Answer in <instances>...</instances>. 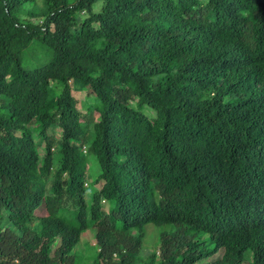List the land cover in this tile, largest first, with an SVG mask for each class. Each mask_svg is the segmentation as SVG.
Returning a JSON list of instances; mask_svg holds the SVG:
<instances>
[{
  "label": "trees",
  "instance_id": "trees-1",
  "mask_svg": "<svg viewBox=\"0 0 264 264\" xmlns=\"http://www.w3.org/2000/svg\"><path fill=\"white\" fill-rule=\"evenodd\" d=\"M91 224L97 264H264V0H0V264Z\"/></svg>",
  "mask_w": 264,
  "mask_h": 264
},
{
  "label": "rangeland",
  "instance_id": "rangeland-1",
  "mask_svg": "<svg viewBox=\"0 0 264 264\" xmlns=\"http://www.w3.org/2000/svg\"><path fill=\"white\" fill-rule=\"evenodd\" d=\"M31 6V5H28ZM33 21L40 20L38 18H31ZM41 22V20H40ZM48 51L47 47H45L43 44H40L39 42H36L31 46V48L26 52L25 55V60H24V65L29 62V60L34 61L32 57L39 58L41 61H45L48 57ZM84 92V91H81ZM82 101H83V107L87 108L89 105H92L94 100L96 99L94 94H91L89 98H87V95L84 93L82 94ZM147 113L151 116L155 115V111L153 109L147 110ZM99 118V112L95 108H91V115L90 119L97 120ZM50 134H56L60 135L61 129L59 127H55L49 131ZM36 139H39V136H36ZM41 152H44V148L41 149ZM91 172H93L95 175L100 171L98 167H94L93 164L91 166ZM101 184L98 183V187ZM93 187L89 188V193L91 194ZM104 206L107 207L106 201H104ZM37 217L45 215L46 214V209L45 207H40L37 212ZM38 219L35 220V222L32 224L34 225ZM92 223V221L90 220ZM146 236L144 239V245L141 251V261L145 262L148 259V256L158 250L159 244H160V231L161 227H159L156 224L150 223L147 224L146 227ZM96 229L94 226H91L86 230V232L82 235V240L80 243L77 245L76 249L74 252L77 253V256H79V263L78 264H97L94 260L95 256L97 255L98 248L96 246ZM60 243V238L57 239L55 244L53 245V248L58 246ZM214 245H211L213 247ZM222 253V250H220L218 253H216L213 257L219 256ZM211 258H205L202 262H206L210 260Z\"/></svg>",
  "mask_w": 264,
  "mask_h": 264
}]
</instances>
